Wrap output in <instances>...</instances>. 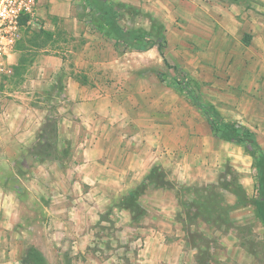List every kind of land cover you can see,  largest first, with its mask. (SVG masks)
<instances>
[{
    "label": "rangeland",
    "instance_id": "1",
    "mask_svg": "<svg viewBox=\"0 0 264 264\" xmlns=\"http://www.w3.org/2000/svg\"><path fill=\"white\" fill-rule=\"evenodd\" d=\"M115 1L125 3L124 27L163 25L164 55L181 84L253 128L264 149V36L235 27L246 20L263 27L264 0H177L175 7L159 0L148 8ZM96 19L84 0H41L11 57L13 72L0 77V161L13 168H0L7 175L0 256L11 252L22 264H157L162 245L181 264H264L255 204L261 156L213 136L185 92L159 79L158 72L177 74L157 46L117 50ZM49 56L63 60L52 76L42 68ZM69 74L116 100L114 122L90 126L73 113L64 101ZM99 125L106 135L92 134ZM88 146L101 162L94 182L79 183L74 164ZM118 161L132 170L122 186L104 174ZM179 240L181 254L173 247Z\"/></svg>",
    "mask_w": 264,
    "mask_h": 264
},
{
    "label": "trees",
    "instance_id": "2",
    "mask_svg": "<svg viewBox=\"0 0 264 264\" xmlns=\"http://www.w3.org/2000/svg\"><path fill=\"white\" fill-rule=\"evenodd\" d=\"M87 8L96 16L93 21L95 28L108 37L114 44V47L126 48L135 51H147L155 46L158 47L162 58L167 66H172L164 55V48L168 43V39L162 34L163 25L157 26L153 24V30L148 31L143 28H126L121 24L122 8L124 7L121 1L115 0H84ZM27 18L23 20L26 25ZM177 74V78H170L164 72H158L159 79L168 86L175 89H182L186 96L190 98L193 105L197 106L204 118L207 120L213 136L225 139L236 144H243L251 148L252 153H257L261 156L262 161L255 164L256 169V185L257 196L255 204L261 218L264 219V149H262L256 131L236 120H230L215 111L211 105L202 102L193 87L187 80L183 84L180 82L181 72L177 67L172 66Z\"/></svg>",
    "mask_w": 264,
    "mask_h": 264
},
{
    "label": "crops",
    "instance_id": "3",
    "mask_svg": "<svg viewBox=\"0 0 264 264\" xmlns=\"http://www.w3.org/2000/svg\"><path fill=\"white\" fill-rule=\"evenodd\" d=\"M133 3L138 4L143 6L144 8L151 7L153 5V2L156 3L159 0H132ZM148 1V2H147ZM167 3H170L173 7L176 6V1H171V0H162ZM124 2V1H123ZM41 3V0H40ZM39 3V4H40ZM198 3V2H197ZM168 5V4H167ZM224 8V7H223ZM238 25L235 27H238L240 30L244 29V31L249 32L250 34L253 35V39L256 38L255 35H259L260 33L264 36V19L262 21L263 27H259L256 23L251 22L250 20L246 21H236ZM263 30V31H261ZM12 57V56H11ZM49 60L48 62H51L47 64L45 67L42 66L44 69V74H49V76H52L53 73L59 72L62 70L63 66V60L59 57L56 56H49L47 58ZM86 62V60H84ZM88 62V61H87ZM57 64V66H56ZM89 64H92V61L89 62ZM92 66V65H91ZM91 69V68H90ZM87 74H89V71H85ZM66 82H65V102L69 103V108L72 109L74 114L81 115V117L84 120H87L86 123L91 126L92 123L100 122L101 120L103 121H109V122H114L116 118H113V111H110V106H116V100L115 99H107L105 96L101 97L100 91H98V88L96 86H92L89 83H83L80 82L75 75L69 74L66 75ZM103 98V99H101ZM107 103V104H106ZM115 114V113H114ZM91 120V121H90ZM93 135L96 136H102L106 135V126H101L99 125L98 127H93ZM173 133L176 134V128L171 131V134ZM91 134V133H90ZM258 138V136H257ZM98 144H92L91 146H96ZM84 152H83V160H80L78 163L76 162L74 165L77 167L74 169V177L77 178L76 180L81 183L82 178H84V181H95L94 174L96 173V170L94 173L92 172V169H99L97 166H100V160L99 159H92V155L95 154V149L90 148L88 146ZM99 149V147H98ZM10 160H4L0 161V168L2 167H7L8 173L13 172V168L11 167V164L9 162ZM121 162L117 163H109L107 162L105 164V169H104V174H108L106 176V180L113 184V185H124L126 184V181L129 179V173H132V170L127 167V162L119 165ZM98 164V165H97ZM115 165H118L115 167ZM107 166L109 169L107 170ZM114 167L116 169H114ZM5 172H0V187H4L5 181L7 180V175ZM88 174V175H87ZM103 174V175H104ZM134 175V173H133ZM92 192V189L89 188ZM6 190V187H5ZM4 189H0V199L3 198V195L7 193ZM11 191V194L17 198L18 192L15 191V189H8ZM13 192V193H12ZM118 193H112V198H116ZM15 242V240H13ZM151 243H155V239L151 241ZM13 245V243H11ZM183 244H181L180 240L176 241L173 247L176 249L175 251H178V253L181 254ZM162 245L159 247L157 246V257L154 256V260H159L157 264H178V262L181 261L180 259L177 260L175 259L172 261L173 258H175L174 254H163L162 250ZM181 256V255H180ZM159 258H163V260L160 262ZM0 264H22L21 263V258L18 256H13L12 253H9L8 255L5 256H0Z\"/></svg>",
    "mask_w": 264,
    "mask_h": 264
},
{
    "label": "built area",
    "instance_id": "4",
    "mask_svg": "<svg viewBox=\"0 0 264 264\" xmlns=\"http://www.w3.org/2000/svg\"><path fill=\"white\" fill-rule=\"evenodd\" d=\"M40 0H0V77L13 72L11 56L22 36L23 20L35 23Z\"/></svg>",
    "mask_w": 264,
    "mask_h": 264
}]
</instances>
